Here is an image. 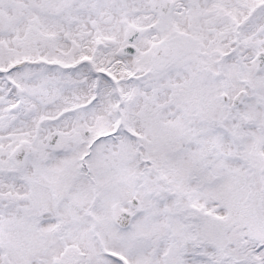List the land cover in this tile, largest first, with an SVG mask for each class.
Listing matches in <instances>:
<instances>
[{
    "label": "snow or ice",
    "instance_id": "obj_1",
    "mask_svg": "<svg viewBox=\"0 0 264 264\" xmlns=\"http://www.w3.org/2000/svg\"><path fill=\"white\" fill-rule=\"evenodd\" d=\"M0 264H264V0H0Z\"/></svg>",
    "mask_w": 264,
    "mask_h": 264
}]
</instances>
